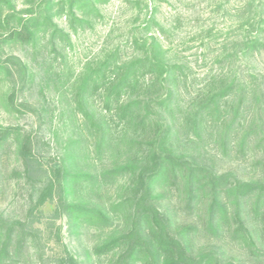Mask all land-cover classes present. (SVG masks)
Masks as SVG:
<instances>
[{"label": "trees", "instance_id": "trees-1", "mask_svg": "<svg viewBox=\"0 0 264 264\" xmlns=\"http://www.w3.org/2000/svg\"><path fill=\"white\" fill-rule=\"evenodd\" d=\"M104 1L0 0V48L19 45L51 65L59 55L62 67L45 71L43 83L52 84L60 98L69 94L70 121L86 126L95 152L110 163L99 176L77 169L72 149L80 138L68 140L62 156L45 160L34 151L37 140L30 132L0 126V151L13 149L20 166L14 174L33 197L25 220L0 216V264L40 240L54 247L39 256L40 264H79L56 225L63 216L102 232L92 255L103 264H222L212 252L195 254L197 228L178 224L161 207L167 194L186 216L202 218L210 236L226 232L247 246H256L255 239L263 243L264 155L254 153L264 148V74L247 77L244 64L264 53V0L235 6L226 0V9L218 3L213 11H222L225 28L205 23L187 33L205 50L219 46L200 78L178 49L187 38L174 45L181 17L168 24L159 16L169 0L127 1L131 20L124 38L72 73L66 62L72 36L103 19ZM61 19L66 28L57 23ZM15 75L22 90L36 77L27 62L7 56L0 61V79L12 82ZM14 95L10 87L9 111H18ZM41 95L43 117L48 102ZM208 146L219 147L226 158L249 155L260 173L244 179L217 172L206 161ZM116 180L119 193L107 207L80 196L87 187L94 193ZM46 204L53 206L47 214Z\"/></svg>", "mask_w": 264, "mask_h": 264}, {"label": "rangeland", "instance_id": "rangeland-1", "mask_svg": "<svg viewBox=\"0 0 264 264\" xmlns=\"http://www.w3.org/2000/svg\"><path fill=\"white\" fill-rule=\"evenodd\" d=\"M127 1L129 0H105L101 5L103 19L90 28L79 29L77 34L72 36V48L66 56L68 68L72 73L77 72L84 62L95 58L103 47H113L124 38L125 29L131 20V11ZM245 1L228 0V5L235 6ZM20 2L21 0H15L17 5ZM218 3H222L226 9V0H169V3L163 4L159 10L161 20L168 24L174 20L176 15L181 17L183 24L180 25L179 30L182 34L174 40V45L182 38H187L188 42L179 45L178 49L187 58V62L193 68V73L198 78L207 67L211 66L213 54L217 52L219 46L212 45L209 50H205L187 33L197 30L198 27L195 26L205 25V23L215 24L221 29L225 28L226 17H222V11L218 14L213 11ZM57 23L66 28L64 19L58 20ZM7 56H15L27 62L34 69L36 77L34 82L31 85L28 84L23 90L17 82L16 75L12 82L9 79H0V126L18 125L30 132L37 140L34 151L45 160H54L62 156L67 148L68 140L80 138L82 142L79 148L72 149V154L76 159L74 166L99 176L103 169L109 167V160L105 155H98L95 152L94 139L90 136L86 126L81 125L79 119L70 121V115L66 113V110H69L70 97H67L69 94H64V97L60 98L52 84L43 83L46 76L45 71H52V66L62 67L59 55L56 57V63L51 65L44 61L40 53H33L30 49L25 50L15 45L0 48V61L5 60ZM204 57L205 60H203ZM244 69L247 77L251 73L264 74V53L257 55L254 59L246 60ZM10 87L15 89L13 105L18 111H9L5 107V94ZM41 91L48 102L47 114L43 117L39 109L45 106L46 102L43 100ZM22 103L28 104L30 108H23ZM62 111L64 113H61ZM208 147L211 148L206 161L217 172L233 171L244 179L257 177L260 173L259 169L253 167V160L249 155L246 158H234V156L226 158V152L222 153L219 147ZM69 152L71 153V149ZM263 155L264 148L254 153L256 158ZM15 170L19 171L20 166L16 162L13 149L1 150L0 216L7 221L25 220L27 210L33 200L30 187L22 178L14 174ZM120 182L116 180L105 187L101 186L98 190H94V193L87 187L81 191L80 196L85 202L107 207L109 202L118 196L117 190ZM161 207L167 209L178 224L194 225L197 228L193 246L195 254L212 252L222 264H264V241L261 243L259 239H255L256 246H247L245 243L232 239L226 232L217 238L210 236L203 231L202 218L186 216L173 194L166 195ZM52 208L51 204H46L43 212L47 214ZM56 225L60 227L63 243L79 264H103L101 259L92 255V248L103 236L102 232L87 228L86 225L73 223L67 216L58 218ZM37 242L34 245L32 243L23 246L7 264H40L39 256L50 253L49 250L54 247L43 244L42 240Z\"/></svg>", "mask_w": 264, "mask_h": 264}]
</instances>
